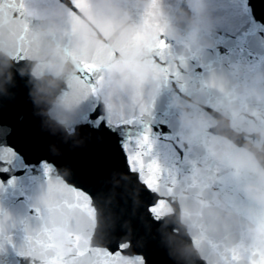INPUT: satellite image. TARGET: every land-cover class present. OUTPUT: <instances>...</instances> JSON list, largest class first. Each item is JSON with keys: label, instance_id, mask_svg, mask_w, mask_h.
<instances>
[{"label": "water", "instance_id": "1", "mask_svg": "<svg viewBox=\"0 0 264 264\" xmlns=\"http://www.w3.org/2000/svg\"><path fill=\"white\" fill-rule=\"evenodd\" d=\"M2 124L0 264H264V0H0Z\"/></svg>", "mask_w": 264, "mask_h": 264}, {"label": "snow or ice", "instance_id": "2", "mask_svg": "<svg viewBox=\"0 0 264 264\" xmlns=\"http://www.w3.org/2000/svg\"><path fill=\"white\" fill-rule=\"evenodd\" d=\"M99 112H97L95 115L91 117L92 120H96L99 117ZM2 127L3 135L0 136V150H3L5 148L11 149L15 153L19 154L20 156H25V152L23 151V148L20 146L19 143L16 142V135H17V129L13 127L12 125L8 124H2L0 125ZM100 129H105V131H110L106 128V126L101 122L99 125V128H97V131H100ZM113 135V133H112ZM129 171H135V168L133 165H129ZM151 211V209H149ZM119 249H117L118 251ZM143 256V254H141ZM150 264V262H148Z\"/></svg>", "mask_w": 264, "mask_h": 264}, {"label": "clouds", "instance_id": "3", "mask_svg": "<svg viewBox=\"0 0 264 264\" xmlns=\"http://www.w3.org/2000/svg\"><path fill=\"white\" fill-rule=\"evenodd\" d=\"M35 102H36L37 104H39V103H40V100H36Z\"/></svg>", "mask_w": 264, "mask_h": 264}]
</instances>
